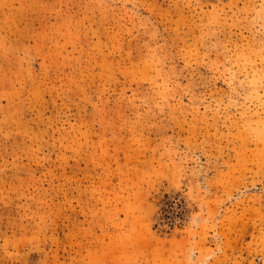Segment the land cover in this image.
I'll return each mask as SVG.
<instances>
[{"label":"rangeland","instance_id":"obj_1","mask_svg":"<svg viewBox=\"0 0 264 264\" xmlns=\"http://www.w3.org/2000/svg\"><path fill=\"white\" fill-rule=\"evenodd\" d=\"M0 264H264V0H0Z\"/></svg>","mask_w":264,"mask_h":264},{"label":"bare ground","instance_id":"obj_2","mask_svg":"<svg viewBox=\"0 0 264 264\" xmlns=\"http://www.w3.org/2000/svg\"><path fill=\"white\" fill-rule=\"evenodd\" d=\"M193 250V249H192ZM191 250V252L189 253V255H190V257H194L195 256V252L194 251H192ZM197 254V253H196ZM191 261H192V259H190Z\"/></svg>","mask_w":264,"mask_h":264}]
</instances>
